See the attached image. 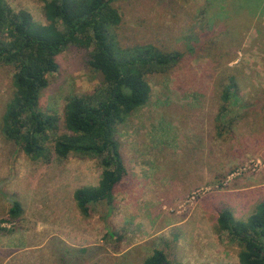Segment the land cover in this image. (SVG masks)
Here are the masks:
<instances>
[{"label": "rangeland", "instance_id": "374dc122", "mask_svg": "<svg viewBox=\"0 0 264 264\" xmlns=\"http://www.w3.org/2000/svg\"><path fill=\"white\" fill-rule=\"evenodd\" d=\"M0 3L46 24L40 0ZM112 6L118 57L149 51L176 60L142 75L147 96L115 132L126 175L112 203L93 205L88 217L73 193L97 186L100 159L59 158L53 145L68 133L67 100L105 83L92 46L78 41L55 56L38 105L57 127L39 159L4 135L14 69L0 63V264H142L155 250L182 264H239L240 245L218 230L217 208L246 222L264 202V0Z\"/></svg>", "mask_w": 264, "mask_h": 264}, {"label": "trees", "instance_id": "16d2710c", "mask_svg": "<svg viewBox=\"0 0 264 264\" xmlns=\"http://www.w3.org/2000/svg\"><path fill=\"white\" fill-rule=\"evenodd\" d=\"M116 1L40 0L46 24L36 23L30 14L14 12L0 3V63L13 67L15 89L3 117V131L27 157H43L48 132L57 127L56 118L44 114L38 105L42 90L48 86L47 75L58 68L55 56L85 41L92 46L93 65L104 76V85L92 94L74 95L67 100L68 133L56 137L53 145L59 158L77 153L100 159L102 172L97 186L82 187L73 193L76 209L84 217L90 216L95 204L110 205L115 187L126 175L115 132L124 116L147 96L142 75L156 67H169L176 60L174 55L149 51L118 57L113 45V29L119 24L112 6ZM10 203V214L15 216L20 212L19 203L16 199ZM217 212L218 230L240 245L239 264H264V202L246 222L235 220L232 212L221 205ZM142 264L182 263L171 262L162 250H155Z\"/></svg>", "mask_w": 264, "mask_h": 264}]
</instances>
